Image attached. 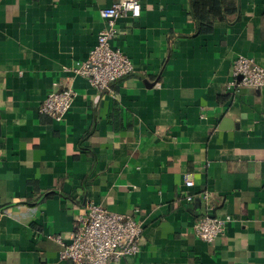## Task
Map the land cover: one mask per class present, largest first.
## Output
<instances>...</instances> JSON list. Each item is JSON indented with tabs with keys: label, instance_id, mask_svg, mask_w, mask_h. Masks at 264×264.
I'll return each instance as SVG.
<instances>
[{
	"label": "crops",
	"instance_id": "0c3cea01",
	"mask_svg": "<svg viewBox=\"0 0 264 264\" xmlns=\"http://www.w3.org/2000/svg\"><path fill=\"white\" fill-rule=\"evenodd\" d=\"M114 1L0 0V264H71L52 236L88 202L142 223L118 264H264V87L226 88L237 56L264 66V0H225L205 32L191 0H139L110 41L134 70L98 89L73 68ZM67 87L62 118L40 112ZM203 191L232 218L212 242Z\"/></svg>",
	"mask_w": 264,
	"mask_h": 264
},
{
	"label": "built area",
	"instance_id": "2783aa9c",
	"mask_svg": "<svg viewBox=\"0 0 264 264\" xmlns=\"http://www.w3.org/2000/svg\"><path fill=\"white\" fill-rule=\"evenodd\" d=\"M140 13L139 0H115L102 8L100 16L103 26L98 32L97 42L87 58L78 62L73 71L87 78L98 89L109 88L112 81L130 74L134 70L132 60L118 48L112 47L110 41L116 36L117 18L124 15L136 18ZM243 86L263 88L264 66L252 58L239 55L233 60L231 80L226 88L229 92H236ZM75 95L72 87L53 89L48 92L39 110L60 119L71 107ZM184 184L190 187L193 181L186 179ZM210 196L208 191L200 193L206 212L191 224L193 233L206 242L221 236L225 224L232 219L229 214L218 216L211 213ZM191 198V195H186V199ZM142 232L141 222L88 202L84 211L76 216L67 240L60 236L52 238L61 244L58 253L60 260L71 264H118L122 258L140 251Z\"/></svg>",
	"mask_w": 264,
	"mask_h": 264
},
{
	"label": "trees",
	"instance_id": "16d2710c",
	"mask_svg": "<svg viewBox=\"0 0 264 264\" xmlns=\"http://www.w3.org/2000/svg\"><path fill=\"white\" fill-rule=\"evenodd\" d=\"M209 5L210 8L206 10V15L201 13V8ZM226 7L225 0H191V13L197 22L198 30L205 32L210 30L213 21L216 17L221 15V11ZM207 13L210 16H207Z\"/></svg>",
	"mask_w": 264,
	"mask_h": 264
}]
</instances>
